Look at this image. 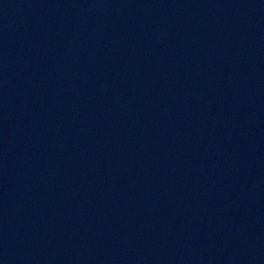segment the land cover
Wrapping results in <instances>:
<instances>
[{"label": "water", "instance_id": "1", "mask_svg": "<svg viewBox=\"0 0 264 264\" xmlns=\"http://www.w3.org/2000/svg\"><path fill=\"white\" fill-rule=\"evenodd\" d=\"M0 264H264V0H0Z\"/></svg>", "mask_w": 264, "mask_h": 264}]
</instances>
